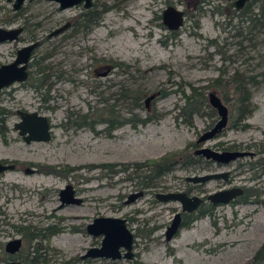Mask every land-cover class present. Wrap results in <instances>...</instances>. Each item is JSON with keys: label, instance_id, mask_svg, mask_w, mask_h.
<instances>
[{"label": "rangeland", "instance_id": "rangeland-1", "mask_svg": "<svg viewBox=\"0 0 264 264\" xmlns=\"http://www.w3.org/2000/svg\"><path fill=\"white\" fill-rule=\"evenodd\" d=\"M234 1L94 0L95 8L107 10L97 24L76 31L79 15L86 10L83 5L61 10L55 1H27L15 16L12 2L0 0V27L27 28L19 42L0 44V66L12 63L19 49L39 41L32 58L38 63L31 70L34 74L39 65L48 75L41 91L15 85L0 95V111L8 113V132L0 137V161L18 163L17 170L0 176V264L9 263L4 261L5 246L15 239L23 240L22 255H28L29 246L16 229L21 226L57 231L49 246L45 242L40 247V258L49 264L253 263L264 247V175L256 180L264 166L252 168L264 159V16L251 23L239 16ZM169 5L186 12L176 38H171L162 20ZM200 7L205 10L202 15ZM261 7L264 0L251 9L258 12ZM66 23L74 27L48 39ZM111 62L124 67L114 68ZM237 72L254 83L253 112L244 122L249 127L233 128L231 106L224 102L230 112L228 127L204 147L253 155L216 171L231 172L234 185L258 191L252 200L258 203L221 207L214 218L194 222L167 242L166 226L179 204L159 202L156 194L183 190L185 179L204 175L205 167L179 164L144 189L146 173L134 165L197 144L219 116L212 114L210 105L202 106L190 126L181 115L186 104L183 92L190 95L195 88L207 97L214 92L222 100L226 94L229 100L233 91L227 82ZM123 88L142 92V106L135 108L133 101L121 99ZM162 90L170 94L161 97ZM150 96L156 98L147 105ZM111 107L125 119L151 115L153 120L146 126L124 124L109 132L100 121L108 117L96 112ZM18 110L47 116L53 127L51 141L27 144L14 129L20 122ZM90 112L97 121L95 130L68 125L69 118ZM44 167H55L60 174L41 171ZM27 168L36 173L27 174ZM223 183L212 181L207 189L213 193ZM68 185L84 200L81 205L61 207L60 192ZM140 192L145 195L126 204ZM100 217L127 220L136 238L132 260H83L89 249L101 247L103 237L87 233V226Z\"/></svg>", "mask_w": 264, "mask_h": 264}, {"label": "water", "instance_id": "water-1", "mask_svg": "<svg viewBox=\"0 0 264 264\" xmlns=\"http://www.w3.org/2000/svg\"><path fill=\"white\" fill-rule=\"evenodd\" d=\"M27 1L34 0H8L12 2L13 10L19 11ZM59 3L61 10L71 8L77 5H83L85 9L94 7V0H48ZM252 0H235L234 7L237 10H242ZM185 11L175 5H169L164 9L162 13L163 24L173 31H178L185 22ZM69 24L66 23L63 26L53 30L49 33V38L59 35L67 30ZM23 31L22 27L5 28L0 27V44L15 42L19 39V35ZM39 43L34 42L24 46L17 52L15 60L7 65L0 66V92L6 88L11 87L16 83H25L28 79V65L31 56ZM106 75V74H105ZM156 96H150L146 100V104L154 100ZM209 105L217 112L219 121L217 124L203 134L197 141V145L200 146L195 151L197 156H201L206 160L213 161L215 163L227 166L230 163L236 162L239 159L245 157H253L251 153L240 151H225L218 152L211 148L204 147L208 141L215 139L222 133L229 124L230 112L228 107L222 101V99L214 92L208 95ZM20 122L16 124L15 130L18 131L19 136L27 143L32 142H50L52 139V127L50 119L47 116L40 115L39 113H29L19 111ZM15 166L13 164H5L0 161V176L13 171ZM27 174H35L36 171L32 168L26 169ZM228 173H214L206 175H196L188 177L187 181L194 184H206L211 181H217L221 179H227ZM244 190L242 188H234L231 190L214 192L208 197L214 205H227L236 198L242 196ZM144 192L133 194L126 202L127 205L133 204L138 199L143 197ZM156 199L162 203L176 202L182 207L183 212L193 213L203 203V199L199 197L190 198L186 193H159L156 194ZM60 201L62 206L64 205H81L83 199L77 195L72 185H68L60 192ZM181 228V214H176L171 225L168 227L165 236L166 241L171 242L176 238ZM87 233L93 237H103L100 248H91L87 252L83 259H105L111 261L132 260L134 258V246L136 242L135 234L129 229L128 222L123 218H96L93 223L87 226ZM23 246L22 239H15L8 242L5 246V250L8 254L14 255L18 253ZM8 264H28L19 261H12ZM259 264H264L263 260Z\"/></svg>", "mask_w": 264, "mask_h": 264}, {"label": "trees", "instance_id": "trees-1", "mask_svg": "<svg viewBox=\"0 0 264 264\" xmlns=\"http://www.w3.org/2000/svg\"><path fill=\"white\" fill-rule=\"evenodd\" d=\"M261 0H252L249 2L243 10L240 11L239 16L242 18L247 17V19L253 23L257 20H259V16H264V8L261 7L258 12H254L251 7L253 4L257 3ZM171 3V2H169ZM232 5V4H231ZM107 8H104L102 10H98L97 8H92L86 11H83L81 13L82 20H85L89 23V26L86 28H89L95 24H97ZM200 15L205 12L203 7H200ZM198 25V23H196ZM177 32L170 33L171 38H176ZM215 44V42H212ZM35 63H38L37 61ZM112 66L114 68H122L124 67L122 64H118L115 62H111ZM45 78L39 77L36 79L38 81L37 85L35 86L36 90L41 91L45 87L44 80ZM254 85V83L251 80H248L244 78L243 75L239 74L238 72L235 73L230 77V79L227 82L228 88L232 91V98L228 100L226 94H223V102H229L232 110V127L236 129H243L246 130L249 126L245 124V120L252 114V95H251V85ZM216 85L220 87L221 85V79L219 78L216 80ZM120 97L121 99L125 101H133L132 105L135 108H139L142 106V92L136 91L130 88H123L121 90ZM170 93L165 91H160L161 97H166ZM183 97L186 101V104L184 108L182 109L181 115L185 118L186 122L190 126H193V116L199 114L200 109L202 106H206L209 108L208 104V97L206 93H200L198 92V89L192 88V93L190 95H187L185 92H183ZM216 111L212 110V114L216 115ZM0 114H4L3 111H0ZM96 114L100 116H107V119H101L100 121H103L107 124V130L109 132H112L116 128H118L121 125L124 124H131L134 128H137L138 125L146 126L147 124L151 123L153 120V117L151 115H148L146 118H139L137 115H133L131 119H125L121 116L117 115V113L114 111V109L108 108L104 110H99L96 112ZM77 118L75 120H69L73 122L75 125H78V127H89L92 130H95V124L97 121H94L93 118H91V112L86 115H77ZM71 117V116H70ZM90 121V122H89ZM8 132L6 122L3 120L0 122V137L5 138L6 134ZM197 144L189 145L185 148V150H182L180 152L172 153L164 158L157 160H152L146 163H138L134 166L136 167L137 171H144L146 174L142 176L143 181L141 182L142 188L148 189L154 186L153 180H158L164 177L165 175L171 173L175 167L179 164H183L187 167L192 168H204L207 167L208 163L204 161V159L201 156H197L195 152H190V150L198 149ZM55 167L50 168H42L41 171H46V173H57V171L54 169ZM205 169V168H204ZM259 196L258 191H256L254 188H246L245 189V195L242 197L241 203L242 204H249L251 201ZM215 211L212 208H209L206 211H200L196 216H194L185 226L184 228H190L192 224L200 219H203L205 217L214 218ZM17 232L23 237L25 243L27 246H29V252L27 256H23L22 252L19 253L16 256H4V261L11 262L14 260L29 263V264H49L48 261L40 258V252L42 249H40L41 245L43 243H47L49 246L50 239L57 234L56 230H53L51 228L48 229H32L31 226H21L16 227ZM152 233L151 231L149 234ZM2 248V247H1ZM42 257V256H41ZM264 257V247L257 253L254 261L252 264H259Z\"/></svg>", "mask_w": 264, "mask_h": 264}, {"label": "flooded vegetation", "instance_id": "flooded-vegetation-1", "mask_svg": "<svg viewBox=\"0 0 264 264\" xmlns=\"http://www.w3.org/2000/svg\"><path fill=\"white\" fill-rule=\"evenodd\" d=\"M95 5V4H94ZM94 8V7H93ZM245 8V7H244ZM243 8V9H244ZM22 9V8H21ZM21 9L19 10V11H14L15 12V16H18L19 15V13L21 12ZM90 9H92V8H90ZM86 10H89V9H86ZM85 10V11H86ZM185 16H186V12H185ZM79 18L80 19H82V15H81V13H80V15H79ZM69 24V27H68V29L69 28H71V27H74V25L73 24H71V23H68ZM84 24H86L87 26H89V23L87 22V21H85V20H81V22H79V23H76V28H75V30L77 31L79 28H82V29H87L86 27L87 26H85ZM63 26V25H62ZM16 27H22L23 28V31L21 32V34L19 35V39L17 40V41H15V42H19L20 41V39H22V35H23V33L26 31V26L24 25V24H22V25H18V26H15V27H10V28H16ZM61 27V26H60ZM59 28V27H58ZM57 29V28H56ZM67 29V30H68ZM170 32L169 33H172V32H177V31H173V30H170L169 28H167ZM67 30H65L64 32H66ZM63 32V33H64ZM63 33H61V34H63ZM61 34H59V35H61ZM56 36H58V35H56ZM53 38H55V36H53ZM48 39H52V38H49V36H48ZM11 43H13V42H11ZM32 43H34V42H32ZM38 43H39V45H38V47L40 46V42L38 41ZM31 44V43H30ZM37 47V48H38ZM36 48V49H37ZM36 49H35V51H36ZM20 50V49H19ZM35 51L33 52V54H32V56H31V59H30V62H29V65H28V79H27V81L25 82V83H16V84H14V85H12L11 87H13V86H15V85H23V86H25V85H29V86H31V87H33L34 89H36L35 88V86L37 85V83H38V81L36 80V79H38L39 77H43V78H45V79H43L44 80V85L46 86L47 85V78H48V75H46L45 74V69L44 68H40L39 67V65H37L38 66V69H37V71H35L34 72V74L32 73V67L33 66H35V63L34 62H32V58H33V56H34V53H35ZM18 52V51H17ZM16 57H17V55H16ZM34 75H36L35 77H34ZM59 78H60V76H59ZM11 87H9V88H11ZM9 88H6V89H9ZM6 89H4L3 91H5ZM3 91H1L0 92V95L3 93ZM47 97V95H45V97L43 98V101H46V98ZM19 111H23V112H26V111H24V110H18L17 111V115H18V112ZM19 116V115H18ZM20 117V116H19ZM7 119H8V113L7 112H5L4 111V114H0V122L1 121H5L6 122V125H7ZM21 120V119H20ZM51 122V121H50ZM18 124V123H17ZM70 124H72L73 126H78V125H75L73 122H71L70 120H69V122H68V125H70ZM16 126V125H15ZM51 127H52V123H51ZM15 129V128H14ZM52 130H53V127H52ZM225 151H230V152H233V151H238V150H236V149H225V150H222L221 152H225ZM218 152H220V151H218ZM203 158V157H202ZM204 159V161L205 162H207L208 163V165H207V167H205V170H204V175H206V174H214V173H228V177H227V179H221V180H223L224 181V183L223 184H221V186L216 190V191H214V192H219V191H225V190H231V189H234V188H242L243 190H244V193H243V195L242 196H240V197H238V198H236L235 200H233V201H231L229 204H227V205H214V204H212L210 201H208V197L211 195V194H213V193H211V192H209V190L207 189V186H208V184L210 183V182H208V183H206V184H194V183H191V182H188L187 181V178L185 179V182H186V187L183 189V190H179V191H177L178 193H186L187 195H188V197H190V198H193V197H199V198H201V199H203V203L201 204V206L198 208V210L197 211H195V212H193V213H187V212H183L182 211V207H181V205L179 204V208L178 209H173V219L175 218V216H176V214H178V213H180L181 214V228H180V232L184 229V226L194 217V216H196L200 211H206V210H208L209 208H212L215 212L219 209V208H221V207H230V206H238V205H243L242 203H241V198L242 197H244V195H245V189H246V187H244V186H237V185H234L233 183H232V173L231 172H223V171H216L218 168H221V167H224L223 165H221V164H218V163H215V162H213V161H210V160H206L205 158H203ZM238 161V160H237ZM3 163H5V164H13L14 166H15V169L13 170V171H15V170H17V165H18V163L17 162H13V161H2ZM234 163V162H233ZM230 164H232V163H230ZM229 164V165H230ZM228 166V165H227ZM262 167V166H264V159H260L258 162H256V163H254V164H252V168H254L255 169V167ZM30 167H32V168H34L32 165L30 166ZM25 172H26V170H25ZM37 172H39V171H37ZM263 175H264V171L262 170V173H259V175L256 177V180H262V177H263ZM212 182V181H211ZM252 202H255V203H258V201H256V200H254V201H251V203ZM156 203H157V201H156ZM176 203V202H175ZM62 204V203H61ZM65 206H67V205H64V206H62L61 205V207L62 208H64ZM70 206V205H69ZM173 219L171 220V222L168 224V226H166V229H168V227L171 225V223H172V221H173ZM48 229V228H47ZM179 232V233H180ZM178 233V234H179ZM165 239H166V236H165ZM22 248H23V246H22ZM22 248H21V250L18 252V253H16V254H14V255H11V254H8L7 252H6V250H5V255H9V256H16V255H18L19 253H21L22 252ZM83 260H105V259H83ZM14 261H17V260H14ZM107 261V260H106ZM12 262V261H11ZM19 262H21V261H19ZM10 263V262H9ZM25 263V262H24ZM29 264V263H28Z\"/></svg>", "mask_w": 264, "mask_h": 264}]
</instances>
